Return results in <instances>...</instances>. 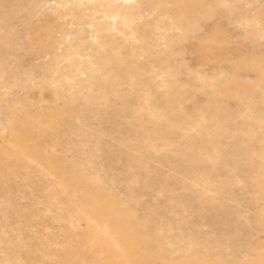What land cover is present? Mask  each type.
<instances>
[{"label": "rangeland", "instance_id": "374dc122", "mask_svg": "<svg viewBox=\"0 0 264 264\" xmlns=\"http://www.w3.org/2000/svg\"><path fill=\"white\" fill-rule=\"evenodd\" d=\"M0 264H264V0H0Z\"/></svg>", "mask_w": 264, "mask_h": 264}]
</instances>
